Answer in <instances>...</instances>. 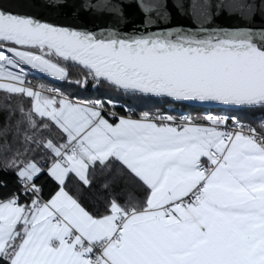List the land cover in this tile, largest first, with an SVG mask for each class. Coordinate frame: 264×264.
Returning a JSON list of instances; mask_svg holds the SVG:
<instances>
[{"label":"snow or ice","instance_id":"1","mask_svg":"<svg viewBox=\"0 0 264 264\" xmlns=\"http://www.w3.org/2000/svg\"><path fill=\"white\" fill-rule=\"evenodd\" d=\"M21 6L0 0V176L12 178H0V264H264V25L206 27L225 9L212 0L198 26L162 31L148 14L168 19L167 0L141 2L145 30L132 32L58 26ZM228 7L264 18V0ZM33 72L200 112L120 115L111 97L33 87Z\"/></svg>","mask_w":264,"mask_h":264},{"label":"water","instance_id":"2","mask_svg":"<svg viewBox=\"0 0 264 264\" xmlns=\"http://www.w3.org/2000/svg\"><path fill=\"white\" fill-rule=\"evenodd\" d=\"M6 6L22 5L14 8L16 11L38 17L41 20L76 30L99 32L113 28L115 30L132 32L145 30V13L139 7L140 3H153L155 0H3ZM206 0H167L168 19L158 17L155 12L149 13L158 19L157 25H148L147 30L162 31L176 27H196L197 19L194 12L204 5ZM221 2L225 9L220 15H214L204 20L206 27H259L264 25V18L257 14L252 20L242 19L238 12L228 7L236 0H212L215 4ZM259 4L260 0H253ZM105 4L118 5L121 12L117 13ZM30 5V6H23ZM89 6H92L89 9ZM195 106V105H189ZM196 107V106H195Z\"/></svg>","mask_w":264,"mask_h":264},{"label":"trees","instance_id":"3","mask_svg":"<svg viewBox=\"0 0 264 264\" xmlns=\"http://www.w3.org/2000/svg\"><path fill=\"white\" fill-rule=\"evenodd\" d=\"M76 73L75 70H73V77L75 78ZM32 81V86L35 87L39 83H45L49 86H55L57 88H60L61 90L65 91L66 93H76L78 97L85 98L88 96H107L114 98L118 101V106L115 109L118 114L120 115H127L125 112L124 107H121L120 105L127 106L132 110V113L134 117L138 115L142 111H148L151 110L155 112L157 109L161 111H171L172 114H177L178 112L180 114H192L196 115L200 112V109H198L195 106H189V105H181L179 103H171L167 100H160L158 98H138V97H124L121 95H118L115 92H106L105 90L101 89L95 93L89 89L88 91H79L75 89L74 87H69L67 84H54L48 81H45L43 79L38 78H29ZM3 93H0V128L3 127V120L6 115V111L3 109L4 99H3ZM25 108H27L29 105L27 102H25ZM182 108V111L179 109ZM173 109L177 111H172ZM256 113H246L242 115V119L247 120L249 122L255 123ZM13 120L16 119V116H13ZM0 178L6 179L9 184V189L12 187V178L11 177H2ZM103 183V178H99L94 185V188L92 192L85 191L84 193V203L86 206L92 208L96 206L97 200L96 198L98 196L104 195V190L101 189V184ZM4 191V190H0ZM45 191L47 192V187L45 188Z\"/></svg>","mask_w":264,"mask_h":264},{"label":"built area","instance_id":"4","mask_svg":"<svg viewBox=\"0 0 264 264\" xmlns=\"http://www.w3.org/2000/svg\"><path fill=\"white\" fill-rule=\"evenodd\" d=\"M28 71H29V72H32L31 69H29ZM29 78H38V79H43V80H45V81H48V82H51V83H54V84H60L59 82H56V81L52 80L51 78H42V77L40 76V74H38V73H34V72H33L32 75L29 76Z\"/></svg>","mask_w":264,"mask_h":264},{"label":"rangeland","instance_id":"5","mask_svg":"<svg viewBox=\"0 0 264 264\" xmlns=\"http://www.w3.org/2000/svg\"><path fill=\"white\" fill-rule=\"evenodd\" d=\"M179 110L182 111V108H180ZM220 114H227V113H220Z\"/></svg>","mask_w":264,"mask_h":264}]
</instances>
